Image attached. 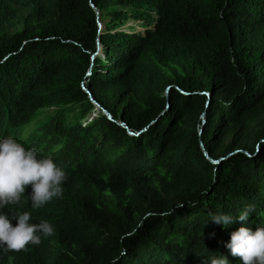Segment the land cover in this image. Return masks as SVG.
Instances as JSON below:
<instances>
[{
	"label": "trees",
	"instance_id": "16d2710c",
	"mask_svg": "<svg viewBox=\"0 0 264 264\" xmlns=\"http://www.w3.org/2000/svg\"><path fill=\"white\" fill-rule=\"evenodd\" d=\"M9 136L68 179L0 209L55 228L0 264H243L226 244L264 228V0H0Z\"/></svg>",
	"mask_w": 264,
	"mask_h": 264
},
{
	"label": "clouds",
	"instance_id": "9594fccd",
	"mask_svg": "<svg viewBox=\"0 0 264 264\" xmlns=\"http://www.w3.org/2000/svg\"><path fill=\"white\" fill-rule=\"evenodd\" d=\"M67 179L65 168L57 164L51 155L41 156L37 149L26 148L11 136L0 139V209L21 204L28 186L31 187L28 196L31 207L39 209L54 198H62L63 183ZM254 211L253 205H246L235 217L215 212L209 214V219L227 226L235 220L247 222ZM12 220L17 221L15 226ZM30 221L32 215L29 211L12 216L0 212V249L5 254L25 251L29 244L39 246L42 237H50L55 232L54 226L46 220L39 223ZM226 247L243 264H264V228H257L253 232L248 227H240L231 234ZM210 264H228V261L223 256H214Z\"/></svg>",
	"mask_w": 264,
	"mask_h": 264
},
{
	"label": "rangeland",
	"instance_id": "374dc122",
	"mask_svg": "<svg viewBox=\"0 0 264 264\" xmlns=\"http://www.w3.org/2000/svg\"><path fill=\"white\" fill-rule=\"evenodd\" d=\"M19 9V13L20 14H23L24 12H26V8L25 7H19L18 8ZM105 20V19H104ZM13 23H14V27L13 28H15V29H20V24H19V22H18V20H16V18H14L13 19ZM125 25H135V28L137 29V30H141L142 29V27H140V21H138V20H132V19H128L126 22H125ZM100 48L101 47H99V50L98 51H100ZM97 52V51H96ZM166 69H167V71H170L171 70V67H166ZM94 112H96V110L94 111ZM93 111L92 112H90L88 115H87V117H88V120L95 114Z\"/></svg>",
	"mask_w": 264,
	"mask_h": 264
},
{
	"label": "water",
	"instance_id": "95a60500",
	"mask_svg": "<svg viewBox=\"0 0 264 264\" xmlns=\"http://www.w3.org/2000/svg\"><path fill=\"white\" fill-rule=\"evenodd\" d=\"M90 4H91V6H93V4L90 2ZM94 7V9H95V12L97 13V16L99 15V12H98V10H97V8L95 7V6H93ZM98 26H99V28H101L102 27V23L100 22V21H98ZM99 43L97 44V48H98V50H99ZM93 101V103L95 104V107H97V108H99L100 106H99V104L96 102V101H94V100H92Z\"/></svg>",
	"mask_w": 264,
	"mask_h": 264
}]
</instances>
